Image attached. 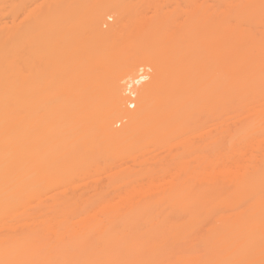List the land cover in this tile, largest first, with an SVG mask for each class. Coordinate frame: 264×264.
<instances>
[{"label": "rangeland", "instance_id": "rangeland-1", "mask_svg": "<svg viewBox=\"0 0 264 264\" xmlns=\"http://www.w3.org/2000/svg\"><path fill=\"white\" fill-rule=\"evenodd\" d=\"M100 1L0 0V51H5L17 82L19 149L24 140L34 144L27 164L33 183L24 200L35 208L108 204L172 208L199 203L203 196L211 203L218 195L208 194L211 185L226 188L230 183L219 178L211 184L208 173L201 170L205 164L198 159L201 151L188 143L212 122L199 115L161 118L168 112L166 89L153 99L149 116L120 140L110 139L104 130L111 122L117 131L128 128V121L112 111L111 80L125 74L128 61L151 55L170 68L180 32L186 41L190 30L193 33L188 23L199 0H118L126 10L123 26L106 16L101 21L102 35L96 37L91 16ZM263 29L264 24L254 26L257 35ZM143 63L154 74V65L148 60ZM174 69L182 72L180 81L192 95L186 108L197 110L194 90L201 76L183 64ZM46 81L45 89L39 86ZM92 87L97 88L95 94ZM77 88L88 93L77 95ZM138 106L136 101L130 109ZM49 109H70L73 136L80 140L74 141L71 134L63 147L75 155L44 153L54 146L49 139L57 132L46 117ZM243 119L231 112L225 116L226 126L234 128ZM257 129L261 130L255 131L253 140L241 143L242 161L248 165L241 200L234 207H221L241 210L244 222L237 233L215 232L223 226L211 221L189 224L180 234L145 239L141 251L118 264H264V128ZM72 236L67 233L68 238Z\"/></svg>", "mask_w": 264, "mask_h": 264}, {"label": "bare ground", "instance_id": "bare-ground-1", "mask_svg": "<svg viewBox=\"0 0 264 264\" xmlns=\"http://www.w3.org/2000/svg\"><path fill=\"white\" fill-rule=\"evenodd\" d=\"M190 15L188 24L194 34L190 30L191 37L186 41L180 32L171 51L170 68L163 59L151 55L128 61L125 74L111 80L112 111L128 121V128L117 131L111 122L104 130L110 139L120 140L149 116L153 99L166 89L168 112L161 118L199 115L212 122L188 146L201 151L198 159L205 163L201 170L208 173L206 178L211 184L224 178L229 186L211 185L208 194L218 193L211 203L203 196L199 203L172 208L112 204L92 208L29 207L24 199L33 183L32 169L27 164L34 144L24 140L19 149L15 129L17 82L5 51H0V264H118L120 259L141 251L145 239L177 235L186 225L207 221L223 226L215 232L237 233L244 222L241 210L221 207L239 204L248 167L242 161L241 143L243 139L253 140L255 131L261 130L257 128H264V29L260 35L254 31V26L264 24V0H199L194 2ZM106 16L115 17L116 24L123 26L126 10L118 0L98 2L90 26L96 37L102 35L101 21L107 20ZM154 30L158 33L157 28ZM144 60L154 65V74L142 66ZM180 64L201 76L194 90L197 110L186 108L192 95L180 81L182 72L174 69ZM45 85L47 81L39 86L45 89ZM92 88L95 94L97 88ZM84 93L88 90L76 89L77 95ZM136 101L138 109L131 110ZM69 110L47 111L46 117L57 132L49 139L54 146L45 154L75 155L63 147L71 134L74 141L80 140V136H73L76 131ZM231 112L244 118L234 128H228L225 121ZM60 131L66 134L59 135ZM57 145L62 147L54 149ZM47 232L54 236L49 238ZM68 232L73 236L68 238Z\"/></svg>", "mask_w": 264, "mask_h": 264}, {"label": "snow or ice", "instance_id": "snow-or-ice-1", "mask_svg": "<svg viewBox=\"0 0 264 264\" xmlns=\"http://www.w3.org/2000/svg\"><path fill=\"white\" fill-rule=\"evenodd\" d=\"M144 79H146V78H144Z\"/></svg>", "mask_w": 264, "mask_h": 264}]
</instances>
